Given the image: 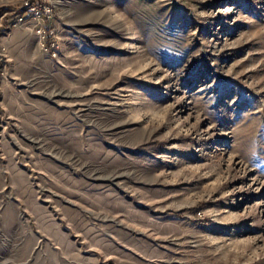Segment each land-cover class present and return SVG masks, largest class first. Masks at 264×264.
I'll use <instances>...</instances> for the list:
<instances>
[{"label":"rangeland","instance_id":"374dc122","mask_svg":"<svg viewBox=\"0 0 264 264\" xmlns=\"http://www.w3.org/2000/svg\"><path fill=\"white\" fill-rule=\"evenodd\" d=\"M25 1L0 0V264H264V0H48L45 45Z\"/></svg>","mask_w":264,"mask_h":264},{"label":"built area","instance_id":"2783aa9c","mask_svg":"<svg viewBox=\"0 0 264 264\" xmlns=\"http://www.w3.org/2000/svg\"><path fill=\"white\" fill-rule=\"evenodd\" d=\"M52 8L48 0H26L24 5V10L21 15H18V20H24L25 18L31 17L33 19H37L42 25L38 29V33L41 37V42L45 45L46 38L49 34L53 33L52 30L47 28L43 21L46 18H50ZM3 25L2 17L0 16V26ZM51 32V33H50ZM52 44H55L52 42Z\"/></svg>","mask_w":264,"mask_h":264},{"label":"trees","instance_id":"16d2710c","mask_svg":"<svg viewBox=\"0 0 264 264\" xmlns=\"http://www.w3.org/2000/svg\"><path fill=\"white\" fill-rule=\"evenodd\" d=\"M23 10L20 11V14L22 13ZM7 21V20H6Z\"/></svg>","mask_w":264,"mask_h":264}]
</instances>
